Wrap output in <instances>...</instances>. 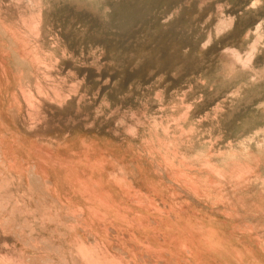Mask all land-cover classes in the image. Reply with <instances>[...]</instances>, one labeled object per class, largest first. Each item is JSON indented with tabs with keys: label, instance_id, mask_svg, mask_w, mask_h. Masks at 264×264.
I'll use <instances>...</instances> for the list:
<instances>
[{
	"label": "rangeland",
	"instance_id": "374dc122",
	"mask_svg": "<svg viewBox=\"0 0 264 264\" xmlns=\"http://www.w3.org/2000/svg\"><path fill=\"white\" fill-rule=\"evenodd\" d=\"M124 1L127 4L129 0ZM124 1L44 0L54 16H59L57 11L64 3L67 6L78 4L79 9L85 8L84 14L91 16L93 13L96 18L98 15L97 20L103 22H107L104 17L107 18L105 14L111 12L114 6L111 4H123V7L115 5L122 11L128 6L137 7V2L142 3L139 6L147 3L144 7L138 6L139 10L135 8L137 12L144 8L139 17L146 23L137 17L143 26L138 20V27L134 22L131 27L134 28L129 30L133 35L128 30L127 33L123 31L117 21L115 24L118 26L110 27L118 31L114 32L109 27L114 33H109L105 22L98 24L100 33H103L99 36L100 40L106 39L108 43L110 39L111 42L117 40L110 43L112 47H117L116 52L114 47V52L109 51L112 50L109 44L108 51L100 43V46L93 47L83 38L84 35L82 38L85 42L77 35L69 43H61L60 38H55L53 34L42 41V47L39 46L41 50L36 53L46 59L44 64L38 65L42 68L49 63L53 65V71L57 73L51 72L60 79L58 84L63 83L60 86L69 84V81L64 75L62 77V71L55 64L107 63V66L115 65L109 66V70L112 68L111 75L116 73L118 76L112 78L115 81L112 85L115 96L110 100L91 103L85 93L87 103L83 102L78 110L72 106L61 115L45 111L48 115L43 113V120L48 125L45 128L47 132L45 129L40 132H27L24 129V105L29 102L28 105L32 106L35 102V82H32L34 79L31 75L33 68L19 60L9 39L0 31V225L7 223L14 226L12 232H17L14 236L19 243L16 240L12 242L15 249L21 247L20 256L25 253L22 248L28 251L25 244L44 235L40 240L47 238L49 241L48 237L54 236L53 231L61 238L58 240H64L69 247L73 236L76 237L78 248L75 251L82 256V264H264V0H164L166 2L163 3L161 0H134L137 6L134 1H129L130 5L126 6ZM150 1L156 6L148 4ZM151 4L154 6L152 10ZM105 7L108 9H103ZM16 9L23 11L15 8L9 0H0V21L22 38L23 45L29 46V27L25 25L19 28L14 18ZM146 19L149 22L154 20L153 27L148 26ZM185 22L189 26L186 27ZM173 23H177L179 28ZM101 25L107 29H102ZM164 28L174 32H166ZM119 30L128 36L119 34ZM182 30L188 33L184 34ZM168 32L171 35L174 33L172 37L176 42L172 41ZM113 34L114 39L107 38ZM163 34H168L169 38ZM155 37L164 38L165 41L160 40L165 44ZM179 39L184 43H179ZM132 40L133 43H130ZM185 40L190 41L187 42L191 47L194 44V49L185 45ZM175 45L178 49L181 45V49H175ZM122 53V61H119ZM244 62L246 65H242ZM116 67H120V70H116ZM59 74L61 77H58ZM139 76H144L143 80ZM135 77L137 80L133 79ZM138 77L142 82L146 80L148 85L145 86ZM38 78L46 80L48 77L38 75ZM62 78L64 81H61ZM118 87L119 92L116 91ZM22 88L24 97L27 96L26 103L22 102L20 96ZM49 92L45 90L42 94L50 98ZM48 116L52 119L49 120ZM31 170L38 178L51 183V199L45 196V191L42 192V182L33 176ZM181 178H187L188 182L191 180L194 189L187 190V184ZM40 216L46 219H38ZM76 216L81 218L80 225L84 232L76 229L70 233L65 227L72 221L70 218ZM20 224L25 236L20 233ZM29 235L33 239L30 240ZM91 235L95 239L94 245H90ZM39 237L36 239L39 240ZM10 244H7L8 248ZM47 252L42 254L51 256Z\"/></svg>",
	"mask_w": 264,
	"mask_h": 264
},
{
	"label": "bare ground",
	"instance_id": "6f19581e",
	"mask_svg": "<svg viewBox=\"0 0 264 264\" xmlns=\"http://www.w3.org/2000/svg\"><path fill=\"white\" fill-rule=\"evenodd\" d=\"M66 1V0H65ZM115 1H117V0H115ZM119 1V0H118ZM122 1H124V0H122ZM129 1H134V0H129ZM129 1H128V3L127 4H129ZM138 1V0H137ZM137 1H134L135 2V5L137 6V3H138V6L140 5V4H142V3H140L139 4V2H137ZM148 1V0H147ZM157 2H158V0H156ZM160 1V0H159ZM162 1V2H161ZM160 2L161 3H163V1L164 0H161ZM170 1H173V0H170ZM182 1V0H181ZM77 2V1H76ZM76 2H74V3H76ZM111 3L113 2L114 3V1H110ZM127 2V1H126ZM134 2H133V5H134ZM137 2V3H136ZM140 2H142V1H140ZM144 2H146V1H144ZM143 2V3H144ZM152 2H153V0H152ZM151 1L148 3V4H150V3H152ZM154 2H155V0H154ZM157 2H156V4H157ZM164 2H166V1H164ZM168 2H169V0H168ZM9 3H11V4H13L14 5V7L16 8V7H19V10H20V8H21V10H23L22 12H19L18 11V9H16L15 10V19L17 20V23H18V25H19V28H22L23 26H28L29 28H28V30H27V33H28V35H30V37H31V39H30V43H29V46H25V45H23L22 43H21V39L19 38V35L17 34V33H15L14 32V30L12 31L11 29H8V27L7 26H5L4 24H3V22L2 21H0V31H1V33L3 34V35H5V36H7V38L9 39V41H10V43H11V46H13L14 47V50L16 51V53H17V55H18V57H19V60H21L22 62H24V63H26V64H29L28 66H30L31 68H33V71L31 72V75H32V80L34 79V81H32V82H35V83H33V85L35 86V90H36V93H35V102L33 101V100H30V101H33V103H34V105H32V106H30V105H28L29 104V102H28V104H25L26 102H27V100H26V97H24V89L22 90V89H20V90H22L23 92H21V94H20V96L23 98V100H22V102L24 101H26L24 104H22V105H24V109L26 108V110L25 111H23V112H25L24 114H25V120H23L22 121V123H23V126H24V129H25V131H27V132H40V131H42V130H44L45 128H46V125H47V123L43 120V113H45V111H51V112H53V114H55V113H57V115H61V114H64V112H66L67 110H69V108H71L72 106H76V109L77 108H79L81 105H83V102H86L85 100H86V96H85V98H84V94L85 93H87L88 94V99L87 100H90L91 101V103H96V102H99L100 100H110L113 96H115L114 95V90L115 89H113L114 87L112 86V85H114L113 84V82H115V81H112V78H113V76L114 75H116V73H112L113 74V76L111 75V69L109 70V66H111V67H113V66H115V65H108L107 66V63L105 64V65H73V63H72V65H70L69 63V65H59V66H57L56 64H55V66L56 67H59V70L60 71H62V73L63 74H61L62 75V77H63V75H64V77H67V81H69V84H66V85H69V86H66L65 84V86H60L61 84H63L62 82H61V84H58L57 82H59V80H58V78H56L53 74H52V72H54V73H57V71L55 72V71H53V69H55V67H52L51 65H50V63H49V65L47 64V65H44V67L42 68V67H40V65H38V64H44V60L46 59V58H44V59H42V57L38 54V53H36V52H38V51H40L41 49L39 48V46L40 47H42V41H46L47 39H48V37H50L52 34H53V36L55 37V38H60V41H61V43L63 42V43H67V41H68V43H69V41H71V40H73V38L72 37H74V36H80V38L82 39V41H83V38L85 37L86 38V40H88L91 44H93V47H94V45H96V47L97 46H100V45H98L99 43L103 46H105V48L104 49H110L109 48V45H110V43H115V42H117V40L116 41H114V42H111V39L110 38H113V36H114V34L112 35V37H110L109 35L107 36V38L109 37V41H110V43H108V41H106V39H103V41L102 40H100V38H99V36H100V34H103V33H100L101 32V29L99 28V26H98V24L99 23H101V22H103V21H99V20H97V18H99L98 17V15H96L97 16V18L95 17V15L92 13L91 14V16H88L89 14H88V12H86L88 15H86V14H84L83 12V10H85V8L82 10V4L80 5L82 8L81 9H79L80 7H79V5L78 4H76L75 6H67V5H65L66 3H64V5H61L60 6V9H59V12L57 11V10H55V11H57V13L59 14V16H56V14H55V16L57 17V18H55V16H54V12L52 11V10H50V9H48L47 8V2H44V0H9ZM118 3V2H117ZM117 3H115V4H111V5H114L112 8L111 7H109V8H111V12H110V9H109V12L110 13H107V14H105V16L107 17V18H105L104 17V19H107V22H105L106 24L105 25H107V27H108V29H109V27L111 26V25H117V24H119V27L123 30V31H126V33H127V30H128V32H129V34L130 35H133L132 34V32L130 33V31L129 30H132L133 28H131L132 27V25H134L133 23L135 22V24L137 25V23H136V21L139 23H141V19H140V17H139V13L141 12L142 13V10L144 9H140V12H137V11H135L136 9L135 8H137V10H139L138 8L139 7H141V6H137V7H133V6H128V9H124V10H122V11H120V10H118L117 8H116V4ZM123 3V2H122ZM124 3H125V1H124ZM180 3V2H179ZM178 3V4H179ZM185 3V2H184ZM68 4H69V2H68ZM80 4V3H79ZM127 4L125 3V5L127 6ZM147 4V3H146ZM146 4H144V5H146ZM153 4V3H152ZM151 4V10L154 8V6L153 5H155V4H153L152 5ZM118 5H120V7L123 5H121V4H117V6ZM130 5V4H129ZM131 5H132V2H131ZM144 5L142 6V7H144ZM157 5H159V4H157ZM162 5V4H161ZM167 5V4H166ZM185 5V4H184ZM192 5V4H191ZM252 5V4H251ZM79 8H78V7ZM126 6H124V7H126ZM148 6H150V5H148ZM147 6V7H148ZM156 6V5H155ZM163 6H165V5H163ZM170 6V5H169ZM253 6H254V4H253ZM120 7H118L119 9H120ZM123 7V6H122ZM146 7V6H145ZM171 7H173V6H171ZM178 7H179V5H178ZM180 7H181V5H180ZM108 9V7H105V8H103V9ZM127 8V7H126ZM150 7H148V12L149 11H151L150 9H149ZM186 9V8H185ZM239 9V8H238ZM80 10V11H79ZM81 10H82V12H81ZM92 10V9H91ZM94 10V9H93ZM170 10V9H169ZM178 10H181V8L180 9H177L176 10V12H178ZM187 10V9H186ZM189 10V9H188ZM90 11V10H89ZM191 11V10H190ZM200 11V10H199ZM95 12V11H94ZM107 12H108V10H107ZM144 12H145V10H144ZM147 12V11H146ZM147 12V13H148ZM154 12V11H153ZM156 12V11H155ZM159 12V11H158ZM167 12H168V10H167ZM211 12H213V11H211ZM105 13V11L103 12V14ZM150 13V12H149ZM169 13V12H168ZM180 13H185V12H180ZM235 13V12H234ZM95 14H97V12L95 13ZM145 13H143V15H144ZM150 14H152V13H150ZM167 14V13H166ZM171 14V13H170ZM263 14V13H262ZM101 15V14H100ZM99 15V16H100ZM142 15V16H143ZM154 15V14H153ZM152 15V17H154ZM163 15V14H162ZM161 15V16H162ZM178 15V14H177ZM181 15V14H180ZM65 16V17H64ZM141 16V15H140ZM145 16V15H144ZM158 16V15H157ZM160 16V17H161ZM165 16V15H164ZM163 16V17H164ZM172 16V15H171ZM183 16V15H182ZM137 17H139V19L141 20V21H139V19L137 18ZM149 17V16H148ZM147 17V18H148ZM151 17V18H152ZM159 17V18H160ZM168 17V16H167ZM185 17H186V15H185ZM146 18V17H145ZM150 18V17H149ZM148 18V20H150ZM157 18V17H156ZM196 18V17H195ZM102 18L100 17V20H101ZM143 20H144V18H142ZM153 19H155V18H153ZM187 19H189L188 17H187ZM253 19H255V18H253ZM0 20H1V18H0ZM103 20V19H102ZM147 20V19H146ZM147 20V21H148ZM157 20V19H156ZM167 20V19H166ZM180 20V19H179ZM182 21L184 20V19H181ZM180 20V21H181ZM222 20V19H221ZM225 20V19H224ZM116 21L118 22L117 24H115L116 23ZM154 21V20H153ZM153 21H150L151 22V24H149L150 22L148 21V26L149 25H152V23H153ZM159 21V20H158ZM163 21V20H162ZM172 21V20H171ZM180 21H176V22H180ZM186 21V20H185ZM197 21V20H196ZM103 22V23H104ZM142 22H145V21H142ZM167 22H168V20H167ZM188 22V24H189V20L187 21ZM139 23V24H140ZM146 23V22H145ZM144 23V24H145ZM182 23H184V22H182ZM142 24V26H143V23H141ZM140 24V25H141ZM155 24V23H154ZM157 24V23H156ZM155 24V25H156ZM174 24V23H173ZM172 24V25H173ZM248 24V23H247ZM250 24V23H249ZM104 25V26H105ZM177 26V23L176 24H174V26ZM179 25H182L181 23L179 24ZM185 25H186V22H185ZM185 25H183V26H185ZM194 25H196L195 23H194ZM245 25V24H244ZM104 26H102L101 25V27H102V29H103V27ZM118 26V25H117ZM159 26V25H158ZM163 26V25H162ZM175 26V27H176ZM187 26H189V25H186V27ZM243 26V25H242ZM137 27H138V25H137ZM152 27H153V25H152ZM169 27V26H168ZM175 27H172V28H174V30H177ZM178 27V26H177ZM181 27V26H180ZM186 27H185V29H186ZM191 28L193 27V26H190ZM190 27H188V31L190 30L189 28ZM239 27V26H238ZM104 28H106V27H104ZM115 28V27H114ZM113 27L111 28L110 27V29L111 30H113L114 32H115V30H117L118 31V29H114ZM156 28V27H155ZM170 29H171V27H169ZM179 28V27H178ZM183 28V27H182ZM181 28V29H182ZM194 29H195V27H193ZM236 28V27H235ZM100 29V30H99ZM107 29V28H106ZM106 29H105V31H106ZM110 29L108 30L109 31V33L110 32H112V33H114L113 31H110ZM144 29H146V28H144ZM165 29V28H164ZM164 29H163V31H164ZM170 29H168V30H170ZM181 29H178L179 31H181ZM185 29H184V31H185ZM236 29H238V28H236ZM241 29V28H240ZM243 29V28H242ZM254 29V28H253ZM150 29H148V31H149ZM166 30V29H165ZM168 30H166V32L168 31ZM107 31V32H108ZM119 31H121V30H119ZM133 31H135V30H133ZM144 31V30H143ZM148 31H145V32H148ZM161 31V30H160ZM172 30H170L169 32L170 33H172V32H174V31H172ZM178 31V33H180ZM195 31V30H194ZM234 31V30H233ZM262 31V30H261ZM168 32V33H169ZM182 32H183V30H182ZM197 32V31H196ZM195 32V33H196ZM200 32V31H199ZM125 33V34H126ZM149 33H150V31H149ZM152 33V32H151ZM162 33H164V32H162ZM169 33V36L171 35ZM184 33V32H183ZM188 33V32H187ZM186 32L184 33V34H187ZM235 33V32H234ZM80 34V35H79ZM105 34H107L106 32H105ZM119 34H123L122 33V31H121V33L119 32ZM125 34H123L124 36H125ZM139 34V33H138ZM137 34V35H138ZM142 34V33H141ZM176 34V36H177V33H175ZM183 34V35H184ZM191 34H194V33H191ZM203 34V33H202ZM82 35H84L83 36V38H82ZM117 34H115V36H116ZM123 35H122V37H123ZM127 35V34H126ZM129 35V36H130ZM146 35H147V33H146ZM148 35H150L151 36V34H148ZM147 35V36H148ZM154 35V34H153ZM152 35V36H153ZM161 35V34H160ZM163 35H165V36H167L166 34H163ZM172 35H174V33L172 34ZM172 35H171V37H172ZM181 35V34H180ZM179 35V36H180ZM190 35V34H189ZM188 35V36H189ZM196 35V34H195ZM198 35H200V34H198ZM103 36V35H102ZM119 37H121L120 35H118ZM128 36V35H127ZM142 36V35H141ZM162 36V35H161ZM175 36V37H176ZM226 36H229V35H226ZM22 37V36H21ZM101 37V36H100ZM117 37V36H116ZM126 37V36H125ZM164 37V36H163ZM168 37V36H167ZM166 37V38H167ZM170 37V38H171ZM174 37V36H173ZM173 37H172V39H173ZM183 37H185V36H183ZM196 37V36H195ZM79 38V37H78ZM103 38V37H102ZM101 38V39H102ZM106 38V37H105ZM132 38V37H131ZM155 38H157V37H155ZM169 38V37H168ZM167 38V39H168ZM178 38V37H177ZM180 38V37H179ZM182 38V37H181ZM74 39H76V38H74ZM114 39V38H113ZM121 39V38H120ZM123 39V38H122ZM143 39V38H142ZM146 39V38H145ZM157 39H159V38H157ZM160 39H162V38H160ZM159 39V40H160ZM186 39H188V38H186ZM227 39V38H226ZM240 39V38H239ZM77 40V39H76ZM80 40V39H79ZM86 40H84L83 42H85ZM119 40V39H118ZM124 40H125V38H124ZM137 40V39H136ZM139 40V39H138ZM137 40V41H138ZM162 40H164L165 41V39L163 38ZM162 40H160V41H162ZM175 39H173L172 41L173 42H176V41H174ZM249 40V39H248ZM75 41V40H74ZM73 41V42H74ZM180 41L182 42V43H184V40L182 41V40H180L179 39V43H180ZM186 41V43H185V45L187 44V45H189L188 44V42L190 43V41H188V40H185ZM188 41V42H187ZM77 42H78V40H77ZM89 42H87V43H89ZM102 42H103V44H102ZM127 42H129V41H127ZM157 42V41H156ZM163 42V41H162ZM169 42V41H168ZM167 41H166V43H168ZM177 42H178V40H177ZM192 42V41H191ZM229 42V41H228ZM130 43H133V40H132V42H130ZM140 43H141V41H140ZM164 43V42H163ZM163 43H161L162 45H164ZM170 43H172L171 42V40H170ZM179 43H177V44H179ZM221 43V42H220ZM78 44V43H77ZM109 44V45H108ZM126 44V43H125ZM142 44V43H141ZM149 44V43H148ZM176 44V45H177ZM257 44V43H256ZM60 45V44H59ZM63 45V44H62ZM66 45H68V44H66ZM72 45H74V44H72ZM72 45H70V46H72ZM75 45H76V42H75ZM169 45V44H168ZM172 45V44H171ZM175 45V49H178V46H176ZM182 45V44H181ZM181 45H180V49H181ZM213 45V44H212ZM69 46V47H70ZM111 47H112V44L110 45ZM123 46V48H125L124 47V45H122ZM126 46V45H125ZM129 46H130V44H129ZM128 46V47H129ZM141 46V45H140ZM140 46H137L136 48H140ZM152 46V45H151ZM173 46H174V44H173ZM190 46V45H189ZM192 46L194 47V44H192ZM254 46V45H253ZM114 48H116V50H115V52L116 51H118L117 50V47H115V46H113ZM113 47L111 48L112 50H109V51H113L114 49H113ZM165 47V46H164ZM164 47H162V48H164ZM169 47V46H168ZM168 47H166V48H168ZM182 47H183V45H182ZM188 47V46H187ZM191 47V46H190ZM193 47H191V48H193ZM198 47V46H197ZM196 47V48H197ZM201 47V46H200ZM251 47V46H250ZM62 48H64V47H62ZM71 48V47H70ZM84 48V47H83ZM135 48V47H134ZM161 48V49H162ZM171 48H172V50H173V47L171 46ZM185 48V47H184ZM189 48V47H188ZM195 48V49H196ZM253 47H251V49H252ZM77 49V48H76ZM121 49V48H120ZM119 49V50H120ZM129 49V48H128ZM180 49H178V50H180ZM194 49V48H193ZM213 49V48H212ZM70 50V49H69ZM82 50V49H81ZM94 50V49H93ZM125 50V49H124ZM124 50H122V51H124ZM135 50H138V49H134V51ZM140 50H142V48L140 49ZM159 50V49H158ZM165 50H168V49H165ZM190 50V49H189ZM252 50H254V48L252 49ZM78 51V50H77ZM108 51V50H107ZM127 51V50H126ZM151 51V50H150ZM156 51V50H155ZM154 51V52H155ZM162 51H164V50H162ZM170 51V50H169ZM195 51V50H194ZM264 51V50H263ZM65 52V51H64ZM105 52V51H104ZM114 52V51H113ZM120 53H121V51H119ZM125 52V51H124ZM137 52H139V51H137ZM180 52V51H179ZM179 52H177V53H179ZM193 52V51H192ZM231 52V51H230ZM234 52V51H233ZM252 52V51H251ZM251 52H250V54H251ZM63 53V52H62ZM85 53V52H84ZM83 53V54H84ZM111 53V52H110ZM132 53V52H131ZM136 53V52H135ZM145 53V52H144ZM149 53V52H148ZM181 53V52H180ZM238 53V52H237ZM65 54V53H64ZM109 54V52H107V55ZM114 54V53H113ZM113 54H111V55H113ZM160 54H162V53H160ZM233 54V53H232ZM253 54V53H252ZM37 55H39L40 57H41V59H38V58H36V56ZM106 55V56H107ZM110 55V54H109ZM116 55V54H115ZM122 55H123V53L121 54V60H119V61H122ZM126 55V54H125ZM133 55V54H132ZM144 55V54H143ZM149 55V54H148ZM159 55V54H158ZM190 55V54H189ZM235 55V54H234ZM234 55H232V56H234ZM241 55V54H240ZM39 56H37V57H39ZM48 56V55H47ZM75 56V55H74ZM114 56V55H113ZM117 56V55H116ZM128 56L129 57H131L130 56V54H129V51H128ZM141 56V55H140ZM261 56V55H260ZM263 56V55H262ZM69 57V56H68ZM84 57V56H83ZM101 57H102V55H101ZM111 58H112V56H110ZM109 57V58H110ZM118 57V56H117ZM119 57H120V54H119ZM143 57V56H142ZM237 57V56H236ZM264 57V56H263ZM100 58V57H99ZM105 57H103V59H104ZM109 58H108V60H109ZM111 58H110V60H111ZM114 58V57H113ZM124 58H125V56H124ZM134 58V55L132 56V59ZM136 58V57H135ZM185 58V57H184ZM238 58V57H237ZM262 58V57H261ZM70 59H71V57H70ZM89 59V58H88ZM103 59H102V61H103ZM126 59H127V55H126ZM143 59H144V57H143ZM183 59V58H182ZM260 59V58H259ZM114 59H112V61H113ZM115 60H116V57H115ZM125 60V59H124ZM141 60V59H140ZM248 60H249V57H248ZM36 61H39V63H37ZM133 61V60H132ZM137 61V60H136ZM260 61V60H259ZM258 61V62H259ZM264 61V60H263ZM46 62V61H45ZM51 62V61H50ZM57 62V61H56ZM107 62V61H106ZM115 62V61H114ZM118 62V61H117ZM117 62H116V64H117ZM175 62V61H174ZM246 62H247V60H246ZM246 62H244V64H242V65H246L245 63ZM67 62H65V64H66ZM120 64H121V62H119ZM123 63V62H122ZM126 63H128V62H126ZM136 63V62H135ZM147 63V62H146ZM253 63V62H252ZM261 63V62H260ZM141 65V64H140ZM182 65V64H181ZM204 65V64H203ZM254 65H256V63L254 64ZM1 66V65H0ZM43 66V65H42ZM120 66V65H119ZM122 66V65H121ZM127 66H129V65H127ZM137 66V65H136ZM199 66V65H198ZM239 66V65H238ZM48 67H49V69H48ZM117 67H118V65H117ZM117 67H116V70H120V67H119V69H117ZM122 67H124V66H122ZM130 67V66H129ZM132 67V66H131ZM141 67V66H140ZM188 67V66H187ZM236 67V66H235ZM51 68V69H50ZM124 68H126V67H124ZM123 68V69H124ZM165 68H167L168 69V67H165ZM185 68V67H184ZM228 68V67H227ZM230 68V67H229ZM58 69V68H57ZM138 69V68H137ZM142 69V68H141ZM141 69H139V70H141ZM221 69V68H220ZM51 70H52V72H51ZM113 70V69H112ZM114 70H115V67H114ZM124 70H126V69H124ZM227 70V69H226ZM130 71V70H129ZM153 71V70H152ZM225 71V70H224ZM251 71V70H250ZM114 72V71H113ZM118 72V71H117ZM120 72V71H119ZM132 72V71H131ZM151 72V71H150ZM182 72V71H181ZM228 71H226V73H227ZM241 72V71H240ZM122 73V72H121ZM133 73H135V71L133 72ZM149 73V72H148ZM226 73H224V74H226ZM60 74H59V76L58 77H61L60 76ZM154 74V73H153ZM176 74V73H175ZM182 74V73H181ZM232 74V73H231ZM252 74H256V73H252ZM262 74V73H261ZM38 75H44V76H46V77H48L49 78V80H48V78L45 80H43V79H40V78H38ZM124 76H125V74H123ZM130 75V74H129ZM134 75V74H133ZM132 75V77H134ZM137 74H135V76H136ZM142 75H143V73H142ZM146 75H149V74H146ZM230 75V74H229ZM260 75V74H259ZM263 75H264V73H263ZM263 75H262V77H263ZM35 76V77H34ZM56 76H57V74H56ZM117 76V75H116ZM120 76H122L121 74H120ZM138 76V75H137ZM136 76V77H137ZM141 76V75H140ZM139 76V77H140ZM155 76H157V75H155ZM232 76V75H231ZM237 76V75H236ZM118 77V76H117ZM126 77V76H125ZM131 77V76H130ZM136 77L135 78H133V79H136ZM138 77V78H139ZM144 77V76H143ZM143 77H140L141 79L143 78ZM150 77H151V75H150ZM164 77V76H163ZM68 78H69V80H68ZM116 78V77H115ZM114 78V79H115ZM122 78H123V76H122ZM140 78L138 79V80H140ZM158 78V77H157ZM169 78V77H168ZM173 78V77H172ZM171 78V79H172ZM175 78V77H174ZM118 79V78H117ZM153 79H154V75H153ZM64 81V78H62L61 79V81ZM120 80H121V77H120ZM124 80V79H123ZM132 80V79H131ZM137 80V79H136ZM135 80V81H136ZM143 80V79H142ZM144 80H145V78H144ZM150 81L152 80V78H150L149 79ZM127 81V80H126ZM175 81V80H174ZM255 81V80H254ZM25 82V81H24ZM119 82V81H118ZM123 82V81H122ZM137 82V81H136ZM140 82H142L141 80H140ZM144 82V81H143ZM142 82V83H143ZM147 82L149 83V81L147 80ZM252 82V81H251ZM60 83V82H59ZM125 83V82H124ZM145 86H146V80H145ZM150 84V83H149ZM126 85V84H125ZM139 85H141V84H139ZM148 85V84H147ZM260 85V84H259ZM27 86H29V85H27ZM26 86V87H27ZM143 86V85H142ZM226 86V85H225ZM233 86V85H232ZM19 87H21V86H19ZM125 87V86H124ZM123 87V88H124ZM240 87V86H239ZM32 88V87H31ZM117 88V87H116ZM120 87H118V89H119ZM126 88V87H125ZM223 88V87H222ZM28 89V88H27ZM135 89V88H134ZM18 90V89H17ZM45 90H49L50 92H49V96H50V98H48L47 96V94L48 93H46L45 92V94L47 95L46 96V98L43 96V92L45 91ZM209 90V89H208ZM243 90V89H242ZM117 92H119L120 91V89L119 90H116ZM124 91V90H123ZM19 92V91H18ZM26 92H28V91H26ZM35 92V91H34ZM43 93V94H42ZM28 94H30V93H28ZM225 94V93H224ZM234 94V93H233ZM213 95V94H212ZM228 95V94H227ZM233 96V95H232ZM90 97V98H89ZM127 97H128V95H127ZM245 97V96H244ZM262 97V96H261ZM28 98H30L31 99V97H29L28 96ZM27 98V99H28ZM114 98V97H113ZM136 98V97H135ZM14 99V98H13ZM234 99V98H233ZM262 99V98H261ZM115 99H113V101H114ZM229 100V99H228ZM245 100V99H244ZM254 100V99H253ZM90 101H88V102H90ZM130 101V100H129ZM224 101V100H223ZM231 101V100H230ZM107 102V101H106ZM131 102V101H130ZM199 102V101H198ZM211 102V101H210ZM247 102H249V101H247ZM251 102V101H250ZM87 103V102H86ZM100 103V102H99ZM101 103H104V102H101ZM109 103V102H108ZM107 103V104H108ZM120 103H122V102H120ZM208 103V102H207ZM20 104V103H19ZM31 104V103H30ZM210 104V103H209ZM222 104V103H221ZM95 105V104H94ZM120 105V104H119ZM19 106V105H18ZM123 106V105H122ZM220 106V105H219ZM229 106V105H228ZM249 106V105H248ZM85 107V106H84ZM91 107V106H90ZM106 107H107V105H106ZM106 107H105V109H106ZM120 107V106H119ZM233 107V106H232ZM107 108H109V107H107ZM76 109H75V111H76ZM96 109V108H95ZM98 109V108H97ZM113 109H114V107H113ZM191 109V108H190ZM219 109V108H218ZM239 109V108H238ZM237 109V110H238ZM71 110V109H70ZM72 110H74L73 108H72ZM78 110V109H77ZM108 111H109V109H107ZM115 110V109H114ZM217 110V109H216ZM98 111V110H97ZM111 111V110H110ZM123 111V110H122ZM185 111V110H184ZM46 112V113H47ZM55 112V113H54ZM74 112V111H73ZM90 112H92V111H90ZM101 112V111H100ZM116 112V111H115ZM215 112V111H214ZM264 112V111H263ZM45 113V114H46ZM80 113H81V111H80ZM79 113V114H80ZM94 113H95V111H94ZM184 113V112H183ZM21 114V113H20ZM24 114H22V115H24ZM52 114V115H53ZM77 114H78V112H77ZM96 114V113H95ZM48 114H46L45 116H47ZM56 115V114H55ZM74 115H75V117H76V114L74 113ZM102 115V114H101ZM100 115V116H101ZM64 116V115H63ZM89 116H91V114L89 115ZM120 116V115H119ZM178 116H180V115H178ZM196 116V115H195ZM24 117V116H23ZM49 117V120L50 119H52V118H50L51 116H48ZM47 117V118H48ZM58 117V116H57ZM74 117V116H73ZM80 117V116H79ZM22 118V117H21ZM45 118V117H44ZM61 118V117H60ZM93 118H95V117H93ZM97 118V117H96ZM98 118H100V117H98ZM23 119V118H22ZM53 119H55V118H53ZM58 119H59V117H58ZM62 119V118H61ZM76 119V118H75ZM80 119V118H79ZM79 119H77V120H79ZM20 120V119H19ZM48 120V119H47ZM48 120V121H49ZM81 120V119H80ZM92 120V119H91ZM98 120H100V119H98ZM97 120V121H98ZM106 120V119H105ZM53 121V120H52ZM55 121H57V120H55ZM54 121V122H55ZM59 122H60V120H58ZM57 121V122H58ZM96 121V120H95ZM94 121V122H95ZM56 122V123H57ZM89 122H90V120H89ZM174 122V121H173ZM18 123V122H17ZM20 123H21V121H20ZM73 122H71V124H72ZM86 123V122H85ZM91 123V122H90ZM179 123V122H178ZM48 124H50V122L48 123ZM60 124V123H59ZM93 124V123H92ZM144 124V123H143ZM53 125V124H52ZM100 125V124H99ZM115 125V124H114ZM155 125V124H154ZM48 126V125H47ZM54 126V125H53ZM83 126V125H82ZM145 126V125H144ZM52 127V126H51ZM63 127V126H62ZM73 127V126H72ZM109 127V126H108ZM74 128V127H73ZM79 128V127H78ZM83 128V127H82ZM81 128V129H82ZM110 128V127H109ZM48 129V128H47ZM56 129V128H55ZM111 129V128H110ZM114 129V128H113ZM46 130V129H45ZM51 130V129H50ZM58 130V129H57ZM108 130V129H107ZM261 130V129H260ZM48 131H49V129H48ZM115 131V130H114ZM46 132H47V130H46ZM149 132V131H148ZM122 133V132H121ZM137 133V132H136ZM179 133V132H178ZM260 133V132H259ZM126 135V134H125ZM133 136V135H132ZM116 138V137H115ZM119 140V139H118ZM186 140V139H185ZM216 141V140H215ZM143 142V141H142ZM181 143V142H180ZM262 143H264V142H262ZM230 144V143H229ZM233 145V144H232ZM36 150H39V149H36ZM35 150V151H36ZM44 151H46V150H44ZM38 152V151H37ZM148 153V152H147ZM233 153V152H232ZM43 157V156H42ZM175 158V157H174ZM230 158V157H229ZM208 159V158H207ZM164 160V159H163ZM230 162V161H229ZM164 164V163H163ZM232 164V163H231ZM1 165V164H0ZM234 165V164H233ZM236 166V165H235ZM232 167V166H231ZM232 170V169H231ZM167 171V170H166ZM31 172H32V174L34 173V175L33 176H35V178L37 177V180L40 182H42V185H40V186H42L43 188H44V190H43V188H41L42 189V192L43 191H45V196L46 195H48L49 197L48 198H50V197H52L51 196V194H50V185H51V183L49 182V181H46V180H42V179H40V177L38 178V176H36L35 175V172H33V170H31ZM223 172H225V171H223ZM28 173H29V171H28ZM27 173V174H28ZM181 173V172H180ZM180 173H179V175H180ZM209 173V172H208ZM214 173H216V172H214ZM222 174V173H221ZM233 174V173H232ZM1 175V174H0ZM178 175V176H179ZM183 175V174H182ZM181 175V176H182ZM30 175H28V177H29ZM32 176V177H33ZM215 176H217V175H215ZM243 176V175H242ZM184 177V176H183ZM192 177V176H191ZM3 178V177H2ZM176 178V177H175ZM178 178V177H177ZM176 178V179H177ZM190 178V177H189ZM192 178H194V177H192ZM219 178V177H218ZM34 179V178H33ZM182 179V182L183 183H186L187 185V190H192V189H194V187H193V183H191V180H190V182H188V181H186V179H183V178H181ZM35 180V179H34ZM178 180V179H177ZM197 180V179H196ZM222 180V179H221ZM7 181V180H6ZM29 181V180H28ZM178 181H181V180H178ZM2 182H4V181H2ZM12 182H13V178H12ZM11 182V183H12ZM30 182H32V180L30 181ZM35 182V181H34ZM33 182V183H34ZM173 182V181H172ZM33 183H30V184H33ZM208 183H209V181H208ZM29 184V183H28ZM211 184V183H210ZM6 185V184H5ZM4 185V186H5ZM7 185H8V183H7ZM6 185V186H7ZM35 185V184H34ZM215 185V184H214ZM2 186V185H1ZM203 186V185H202ZM220 186V185H219ZM3 187V186H2ZM36 187H37V185H36ZM195 187H196V185H195ZM223 187V186H222ZM12 188H14L13 186H12ZM19 188V187H18ZM31 188V187H30ZM1 189H3V188H1ZM9 189V188H8ZM17 189V188H16ZM20 189V188H19ZM246 189V188H245ZM248 189V188H247ZM30 190V189H29ZM3 191V190H2ZM12 191V190H11ZM35 191H36V189H35ZM202 191V190H201ZM222 191V190H221ZM1 192V191H0ZM10 192V191H9ZM16 191H14V193H15ZM194 192V191H193ZM2 193V192H1ZM5 193V192H4ZM9 194V193H8ZM41 194V193H40ZM172 194V193H171ZM224 194V193H223ZM232 194V193H231ZM5 195H6V193H5ZM17 195V194H16ZM205 195V194H204ZM225 195V194H224ZM27 196V195H26ZM206 196H207V194H206ZM7 197V196H6ZM5 197V198H6ZM14 198V197H13ZM21 198V197H20ZM26 198V197H25ZM43 198V197H42ZM16 199V198H15ZM27 199V198H26ZM38 199V198H37ZM51 199V198H50ZM2 201H3V199H1ZM9 200V199H8ZM1 201V202H2ZM6 201V200H5ZM13 201V200H12ZM21 201V200H20ZM20 201H17V202H19V203H22V202H20ZM37 201V200H36ZM54 201V203H56L55 202V200H53ZM226 201V200H225ZM228 201V200H227ZM42 202V201H41ZM8 203V202H7ZM13 203H15V202H13ZM39 203V202H38ZM44 203V202H43ZM53 203V202H52ZM1 204V203H0ZM23 204V203H22ZM22 204H20V205H22ZM2 205H4L3 203H2ZM17 205V204H16ZM25 205V204H24ZM53 205H55V204H53ZM13 206H15L14 204H13ZM38 206V205H37ZM47 206V205H46ZM24 207V206H23ZM1 208V207H0ZM9 208V207H8ZM27 208V207H26ZM5 209V208H4ZM17 209V208H16ZM23 209V208H22ZM257 209V208H256ZM7 210V209H6ZM12 210V209H11ZM25 210V209H24ZM27 210V209H26ZM31 210V209H30ZM35 210V209H34ZM72 210V209H71ZM243 210V209H242ZM4 211V210H3ZM42 211H44V210H42ZM81 211V210H80ZM20 212H21V210H20ZM29 212V210L27 211V213ZM16 213V212H15ZM80 213V212H79ZM227 213V212H226ZM10 214V213H9ZM44 214V213H43ZM168 214V213H167ZM229 214V213H228ZM1 215H3V214H1ZM12 215V214H11ZM19 215V214H18ZM26 215V214H25ZM30 215V214H29ZM75 215H77V214H75ZM82 215V214H81ZM80 215V216H81ZM227 215V214H226ZM35 216V215H34ZM46 216V215H45ZM239 216V215H238ZM19 217H21V216H19ZM22 217H24V216H22ZM8 219V218H7ZM38 219H46L44 216H40ZM72 221H70V224H68V226H66L65 227V229L67 230V231H70V233H71V231L72 232H75V230L76 229H78V230H80V231H83L84 232V230H83V228H82V226L80 225V219L81 218H79V216H76V218H70ZM230 219V218H229ZM1 220V219H0ZM33 220H35V219H33ZM68 220V219H67ZM2 221V220H1ZM15 221H16V219H15ZM19 221V220H18ZM23 222H25V220L23 221ZM30 222V221H29ZM43 222V221H42ZM67 222V221H66ZM69 222V221H68ZM2 223V222H1ZM12 223V222H11ZM19 223H21V222H19ZM49 223H51L50 221H49ZM53 223V222H52ZM7 224V223H6ZM0 225V264H82V256H80V254H77V252L75 251V249H77L78 247V240L76 239V237H74L73 236V238H72V243H71V245H70V247L68 246V244L64 241V240H62V242L60 241L61 240V238H59V237H57L56 236V233H54L53 231H52V233L54 234V236L52 237V236H50V237H48L50 240L49 241H47V238H44L43 240H45V242L42 240H40V239H42V237H44V236H41V238L39 237V236H37V237H35L34 238V240H33V242H28L29 244L27 245V244H25V248L27 247L28 248V251L27 250H25L24 248H22L23 249V251H25V253H24V255H22V256H20V250H21V247H19V248H17L16 247V249H15V247H14V244H13V242L12 241H15L16 239H15V236L14 235H16L17 234V232L16 233H14V232H12L13 230H12V228H14V226L12 227V224L10 225ZM13 224H15V223H13ZM16 225H17V223H16ZM83 225V224H82ZM242 225V224H241ZM20 227H19V229H21L20 230V233L22 234V226H21V224L19 225ZM31 226V225H30ZM39 226V225H38ZM51 226V225H50ZM26 227V226H25ZM28 227V226H27ZM53 227V226H52ZM17 228V227H16ZM40 228V227H39ZM38 228V229H39ZM36 229V228H35ZM50 228H48V230H49ZM25 230V229H24ZM31 230V229H30ZM29 230V231H30ZM41 230V229H40ZM42 230H45V229H43L42 228ZM109 230V229H108ZM248 230V229H247ZM22 231V232H21ZM32 231V230H31ZM19 232V231H18ZM27 232V231H26ZM33 232H35V231H33ZM45 232V231H44ZM43 232V233H44ZM50 232V231H49ZM36 233V232H35ZM59 233V232H58ZM88 233V232H87ZM112 233V232H111ZM19 234V233H18ZM20 234V235H21ZM24 234V236H25V233H23ZM22 234V235H23ZM28 234H33L32 232L30 233H28ZM46 234H48V233H46ZM89 234V233H88ZM27 235V234H26ZM51 235V234H50ZM68 235H71V234H68ZM90 235V234H89ZM18 236V235H17ZM19 237H21V236H19ZM19 237H18V239H19ZM30 237V235L28 236V238ZM32 237V236H31ZM39 237V240H37L36 238H38ZM91 237V244L90 245H94L95 244V239L92 237V235L90 236ZM11 238V239H10ZM23 238V237H22ZM22 238L20 239V240H22ZM25 238V237H24ZM51 238H53V241H51ZM87 238H88V236H87ZM30 239V238H29ZM31 239H33V238H31ZM30 239V240H31ZM58 239H60V240H58ZM24 240V239H23ZM28 240V239H27ZM26 240V241H27ZM173 240H174V238H173ZM16 241H18V243H19V240H16ZM10 242L12 243V246H11V244H10ZM97 242V241H96ZM174 242H175V240H174ZM10 244V246L12 247V248H10V246H9V248H8V246H7V244ZM23 243V242H22ZM118 243V242H117ZM16 244V243H15ZM21 244V243H20ZM74 244V245H73ZM178 244V243H177ZM255 244H258V243H255ZM23 246H24V244H22ZM116 248V247H115ZM138 248V247H137ZM177 248V247H176ZM117 249V248H116ZM115 250V249H114ZM263 250V249H262ZM47 251H49L50 253H51V256H46V255H44V254H42V253H46ZM117 251V250H116ZM120 251V250H119ZM18 252V253H17ZM118 252V251H117ZM116 252V253H117ZM123 252V251H122ZM38 254V255H36V254ZM48 253V252H47ZM53 254V255H52ZM54 254L56 255V256H54ZM119 254V253H118ZM122 255V254H121ZM123 256H124V254H123ZM122 256V257H123ZM126 256V255H125ZM138 257V256H137ZM144 257V256H143ZM146 257V256H145ZM148 257V256H147ZM146 257V258H147ZM172 257H174V256H172ZM125 258V257H124ZM127 259V258H126ZM143 259H145V258H143ZM177 259V258H176ZM99 260V259H98ZM101 260V259H100ZM148 260V259H147ZM139 261V260H138ZM141 261V260H140ZM129 264H131L130 262H129ZM152 264V263H151ZM158 264V263H157Z\"/></svg>",
	"mask_w": 264,
	"mask_h": 264
}]
</instances>
